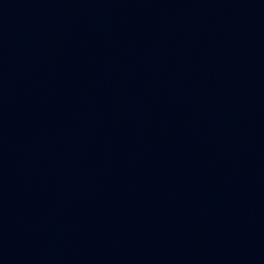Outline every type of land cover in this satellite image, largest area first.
Returning a JSON list of instances; mask_svg holds the SVG:
<instances>
[{
	"label": "water",
	"instance_id": "95a60500",
	"mask_svg": "<svg viewBox=\"0 0 264 264\" xmlns=\"http://www.w3.org/2000/svg\"><path fill=\"white\" fill-rule=\"evenodd\" d=\"M0 264H264V0H0Z\"/></svg>",
	"mask_w": 264,
	"mask_h": 264
}]
</instances>
